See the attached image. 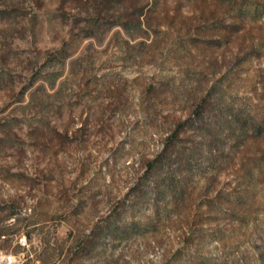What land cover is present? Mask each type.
Returning a JSON list of instances; mask_svg holds the SVG:
<instances>
[{"label": "rangeland", "instance_id": "1", "mask_svg": "<svg viewBox=\"0 0 264 264\" xmlns=\"http://www.w3.org/2000/svg\"><path fill=\"white\" fill-rule=\"evenodd\" d=\"M1 253L264 264V0H0Z\"/></svg>", "mask_w": 264, "mask_h": 264}, {"label": "trees", "instance_id": "2", "mask_svg": "<svg viewBox=\"0 0 264 264\" xmlns=\"http://www.w3.org/2000/svg\"><path fill=\"white\" fill-rule=\"evenodd\" d=\"M165 151H166V149H165ZM164 153V152H163ZM157 160L155 159L154 160V162H156ZM152 164L154 165V163L153 162H151V164H150V166H152ZM162 166H164V164H162ZM112 222H114V221H110V223L109 224H107V226H106V233L107 234H109V235H112V239H115L116 238V236L117 235H119V233H120V229L119 228H117L116 226H114L113 224H111ZM119 229V230H118ZM180 257V254H178L177 256H176V258H179Z\"/></svg>", "mask_w": 264, "mask_h": 264}, {"label": "built area", "instance_id": "3", "mask_svg": "<svg viewBox=\"0 0 264 264\" xmlns=\"http://www.w3.org/2000/svg\"><path fill=\"white\" fill-rule=\"evenodd\" d=\"M0 264H17L14 255L10 253L0 254Z\"/></svg>", "mask_w": 264, "mask_h": 264}]
</instances>
